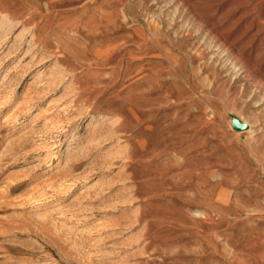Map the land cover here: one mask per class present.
Listing matches in <instances>:
<instances>
[{
	"label": "rangeland",
	"instance_id": "1",
	"mask_svg": "<svg viewBox=\"0 0 264 264\" xmlns=\"http://www.w3.org/2000/svg\"><path fill=\"white\" fill-rule=\"evenodd\" d=\"M0 264H264V0H0Z\"/></svg>",
	"mask_w": 264,
	"mask_h": 264
},
{
	"label": "water",
	"instance_id": "2",
	"mask_svg": "<svg viewBox=\"0 0 264 264\" xmlns=\"http://www.w3.org/2000/svg\"><path fill=\"white\" fill-rule=\"evenodd\" d=\"M232 128H233L235 131H240V130H245V129H247V125L242 124L239 120H237L236 118H233V121H232Z\"/></svg>",
	"mask_w": 264,
	"mask_h": 264
},
{
	"label": "bare ground",
	"instance_id": "3",
	"mask_svg": "<svg viewBox=\"0 0 264 264\" xmlns=\"http://www.w3.org/2000/svg\"><path fill=\"white\" fill-rule=\"evenodd\" d=\"M201 216V215H200Z\"/></svg>",
	"mask_w": 264,
	"mask_h": 264
}]
</instances>
